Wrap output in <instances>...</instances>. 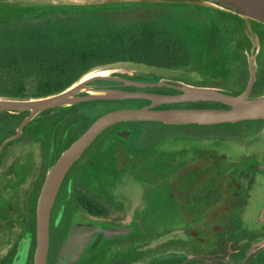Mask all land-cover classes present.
I'll return each instance as SVG.
<instances>
[{
    "label": "rangeland",
    "instance_id": "rangeland-1",
    "mask_svg": "<svg viewBox=\"0 0 264 264\" xmlns=\"http://www.w3.org/2000/svg\"><path fill=\"white\" fill-rule=\"evenodd\" d=\"M136 15L183 41L190 63L175 69L109 64L93 69L72 87L106 89L115 95L180 94L168 87L142 88L167 83L238 96L253 75L249 99L264 97V22L241 0H0V50L59 42L107 22L125 25ZM2 90L7 91L4 86ZM37 99L32 81L25 97L0 93V102ZM150 104L115 96L38 112L0 110V144L30 118L7 146V164L13 166L7 234L11 244H19L27 230L21 243L30 264L36 249L37 203L50 169L98 117ZM157 108L225 106L205 102ZM80 193L101 201L108 215L96 218L84 212L76 201ZM178 260L264 264V119L215 126L115 125L68 173L53 207L48 264Z\"/></svg>",
    "mask_w": 264,
    "mask_h": 264
},
{
    "label": "trees",
    "instance_id": "trees-1",
    "mask_svg": "<svg viewBox=\"0 0 264 264\" xmlns=\"http://www.w3.org/2000/svg\"><path fill=\"white\" fill-rule=\"evenodd\" d=\"M126 23L114 26L107 22L59 42L11 45L0 50V87L7 89L0 93L11 98L25 97L32 81L37 97L46 98L69 89L93 69L109 64L175 69L190 63L184 42L158 28L156 22L136 15ZM76 201L84 212L94 217L108 215L107 207L88 193L78 194ZM164 264H181V261Z\"/></svg>",
    "mask_w": 264,
    "mask_h": 264
},
{
    "label": "water",
    "instance_id": "water-1",
    "mask_svg": "<svg viewBox=\"0 0 264 264\" xmlns=\"http://www.w3.org/2000/svg\"><path fill=\"white\" fill-rule=\"evenodd\" d=\"M248 5L253 13L264 22V0H241ZM254 83L252 75L245 92L232 96L221 92L190 88L185 86L156 83L142 84V88L168 87L180 91L175 95H157L141 91H120L116 96L125 99L149 100L151 104L141 108L115 110L98 117L76 139L50 169L44 182L36 210V249L34 264H48L50 249V225L54 204L60 189L72 167L80 160L94 141L109 128L131 122L162 123L170 126L199 125L215 126L227 123L264 119V97L249 99ZM81 85L69 88L61 93L31 101L0 102L2 111H42L71 99L69 104H78L104 97L90 94L78 95ZM218 103L225 105V109H159V106L179 103ZM30 118L19 127L15 136L8 138L2 145L17 139ZM1 147V148H2Z\"/></svg>",
    "mask_w": 264,
    "mask_h": 264
},
{
    "label": "flooded vegetation",
    "instance_id": "flooded-vegetation-1",
    "mask_svg": "<svg viewBox=\"0 0 264 264\" xmlns=\"http://www.w3.org/2000/svg\"><path fill=\"white\" fill-rule=\"evenodd\" d=\"M97 90H106V89H97ZM80 94H88V93L84 91L81 92ZM7 139L3 140L0 144V254L6 253L0 258V264H30L28 252L25 251V246H24L25 244L21 243L22 238L23 237L26 238L27 236L26 234L27 230L25 229L24 234L20 237L19 244L17 243L11 244V239L8 238V234H7L10 231L11 229L10 226L12 224V214L10 212L11 200H7V192L11 190V181L13 178V166L12 164H7V158L9 155V150L7 149V146L12 141L8 142L6 145L2 147L3 143ZM31 215L32 217L34 216V211L32 212ZM50 233H51V225H50ZM4 239L6 240L5 244H4ZM75 248H73L71 256L76 252Z\"/></svg>",
    "mask_w": 264,
    "mask_h": 264
},
{
    "label": "bare ground",
    "instance_id": "bare-ground-1",
    "mask_svg": "<svg viewBox=\"0 0 264 264\" xmlns=\"http://www.w3.org/2000/svg\"><path fill=\"white\" fill-rule=\"evenodd\" d=\"M82 89L80 90L81 92H87L90 95L93 96H100V97H104V98H113L115 97V93L113 91L110 90H97V89H88L86 87H84V85H81ZM71 99H68L67 101H63L61 103V105H68Z\"/></svg>",
    "mask_w": 264,
    "mask_h": 264
},
{
    "label": "crops",
    "instance_id": "crops-1",
    "mask_svg": "<svg viewBox=\"0 0 264 264\" xmlns=\"http://www.w3.org/2000/svg\"><path fill=\"white\" fill-rule=\"evenodd\" d=\"M184 214V213H183Z\"/></svg>",
    "mask_w": 264,
    "mask_h": 264
}]
</instances>
